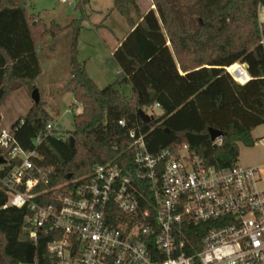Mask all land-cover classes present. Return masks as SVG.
Wrapping results in <instances>:
<instances>
[{"label": "trees", "instance_id": "16d2710c", "mask_svg": "<svg viewBox=\"0 0 264 264\" xmlns=\"http://www.w3.org/2000/svg\"><path fill=\"white\" fill-rule=\"evenodd\" d=\"M259 2L264 0H151L153 7L143 12L137 0H113L130 31L111 55L117 79L99 88L77 57L82 16L63 26L54 20L46 25L33 18L27 0H0V107L20 89L31 95L42 73V49L51 39L69 36L70 79L63 90L73 94V111L81 106L73 112L71 135L60 136L42 101L11 124L19 144L40 156L35 165L41 172L32 174L39 178L34 191L62 186L66 175L85 176L98 164L131 168L129 131L138 127L150 152L186 144L207 164L237 162L238 143L253 146L251 132L264 123ZM237 61L248 66L245 84L226 71ZM123 86H130V96ZM155 103L159 110L150 113ZM140 109L151 116L149 123L140 119ZM50 122L57 126L46 132ZM208 128L223 132L219 143L210 139ZM38 135L41 141L34 144ZM5 203L0 190V264H57L47 252L50 234L39 231L36 241L31 239L29 208Z\"/></svg>", "mask_w": 264, "mask_h": 264}, {"label": "built area", "instance_id": "2783aa9c", "mask_svg": "<svg viewBox=\"0 0 264 264\" xmlns=\"http://www.w3.org/2000/svg\"><path fill=\"white\" fill-rule=\"evenodd\" d=\"M256 15L264 50V2ZM247 69L240 61L226 67L239 84L250 80ZM129 138L131 168L98 164L34 191L40 156L19 144L11 126H0L4 207L29 208V235H51L47 252L57 264H264V161L217 167L186 144L150 152L139 127ZM40 141L38 135L33 143Z\"/></svg>", "mask_w": 264, "mask_h": 264}, {"label": "rangeland", "instance_id": "374dc122", "mask_svg": "<svg viewBox=\"0 0 264 264\" xmlns=\"http://www.w3.org/2000/svg\"><path fill=\"white\" fill-rule=\"evenodd\" d=\"M79 0L69 3V0H27L28 11L37 22L49 25L54 20L60 25H66L71 18L82 16V28L78 40V60L84 62L85 71L92 81L102 88L113 83L118 77V68L112 60L111 52L116 47L128 29L125 19L113 7V0H88L83 8L76 7ZM142 11L151 6V0H137ZM69 43L68 33L51 39L48 46L41 52L42 73L36 81L40 101L51 114L53 120L60 126V136L71 135L73 128V112L81 110L78 105L72 109L75 102L69 90H63L70 79V67L66 49ZM126 96L131 95L130 86H123ZM31 95L23 88L14 92L0 107V126L9 128L18 118L24 116L34 105ZM255 143L246 146L238 143L237 163L243 166H253L264 161V123L251 132ZM216 140V143H219Z\"/></svg>", "mask_w": 264, "mask_h": 264}, {"label": "water", "instance_id": "95a60500", "mask_svg": "<svg viewBox=\"0 0 264 264\" xmlns=\"http://www.w3.org/2000/svg\"><path fill=\"white\" fill-rule=\"evenodd\" d=\"M31 98L34 101L35 104L39 103L40 101V95H39V91L38 88H34L31 92ZM139 116L140 119L144 122V123H149L151 121V116L146 113L143 109L139 110ZM208 134L210 136V139L212 141H215L216 139H221L223 136V132L214 128H208ZM74 143V138L71 136L70 137V144L73 145ZM0 162H2V160L0 159ZM71 174L66 175V179H70Z\"/></svg>", "mask_w": 264, "mask_h": 264}, {"label": "crops", "instance_id": "0c3cea01", "mask_svg": "<svg viewBox=\"0 0 264 264\" xmlns=\"http://www.w3.org/2000/svg\"><path fill=\"white\" fill-rule=\"evenodd\" d=\"M151 7H153V6H152V3H151V6L148 7V9L151 8ZM148 9H147V10H148ZM147 10H145V11H147ZM143 12H144V11H143ZM129 31H130V27L128 26L127 33H128ZM127 33H126L121 39H118V41H117V45H116V47L112 50L111 55H112L113 51H114V50L117 48V46L119 45L120 41H121V40L127 35Z\"/></svg>", "mask_w": 264, "mask_h": 264}]
</instances>
